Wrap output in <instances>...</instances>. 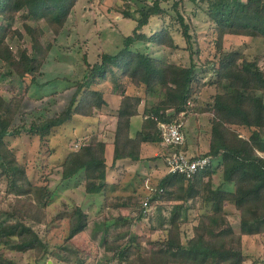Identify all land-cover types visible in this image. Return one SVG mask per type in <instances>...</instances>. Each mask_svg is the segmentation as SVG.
Masks as SVG:
<instances>
[{
  "label": "trees",
  "instance_id": "16d2710c",
  "mask_svg": "<svg viewBox=\"0 0 264 264\" xmlns=\"http://www.w3.org/2000/svg\"><path fill=\"white\" fill-rule=\"evenodd\" d=\"M167 1H172L171 8L188 42L186 47L191 49V54L199 53L198 38L181 11L185 0H146L138 9L132 33L124 37L123 46L116 53L103 52L94 63L84 55L87 72L83 77L74 80L63 77L75 87L63 110L15 128V118L23 111L30 87L50 84L40 82V76L53 42H45L42 27L29 20L50 19L57 38L77 0H0V177L7 184L0 202L8 199L7 206L0 203V264H21L7 256L2 247L33 249L34 264H39L38 260L49 252H61L64 245L56 244L52 248L46 234L41 235L36 226L48 225L51 219L64 213H69L66 242H74L73 237L87 228L89 213L80 203L71 201L62 202V207L52 206L60 194V185L71 181L83 185L85 195L97 203L99 210L111 211L115 207L129 211L114 216L106 214L102 219L101 240L110 264L114 259L120 264H245L249 254L245 251L244 238L264 235V155L260 154L264 152V54L250 56L239 49L224 48L227 34L264 37V0H190L205 11L217 35L219 58L200 66L193 58L190 64H184L133 48L137 41L180 47L170 26L148 33L144 30L153 16H165L168 9L163 3ZM123 12L132 15L130 10ZM18 15L31 36V49L25 44L16 50L11 46L9 39L24 37L23 30L12 24ZM105 79L109 81L102 84ZM22 83L26 90L19 94ZM208 84L215 85L217 90L212 101L199 104V93ZM131 86L138 91H130ZM142 88L143 95L139 92ZM156 93L158 98L150 101V95ZM113 94L119 96V103L114 112L111 166L122 159L134 162L165 158L168 147L163 146L158 154L149 156L146 146L162 145L159 121L174 120L181 111L189 113L188 101L196 113L211 114L209 149L197 155H210L212 162L190 177L167 171L144 197L111 195L109 189L115 184L108 180L107 174L109 142L97 133L88 132L77 148L64 155L56 187L47 182L35 183L26 165L8 145L9 132L13 129L14 134L26 132L44 138L69 120L94 115V105L110 107L109 95ZM138 114L142 123L132 132V118ZM183 149L186 150L185 145ZM219 169L223 181L215 185L213 176ZM227 183L232 187H227ZM228 204L238 213L237 226L229 217ZM135 207L139 211L133 216L130 213ZM55 208L58 212L53 214ZM193 208L197 222L192 226V234L184 240L182 224L189 221ZM145 217L150 228L162 230L164 236L154 239L132 230V222ZM113 224L130 226L117 230L116 236L110 238L108 229ZM97 230L94 229V234ZM144 240L152 246L143 244ZM78 250L83 251L81 247ZM109 252L111 256L107 255ZM80 257V264H86L91 254L82 252Z\"/></svg>",
  "mask_w": 264,
  "mask_h": 264
},
{
  "label": "rangeland",
  "instance_id": "374dc122",
  "mask_svg": "<svg viewBox=\"0 0 264 264\" xmlns=\"http://www.w3.org/2000/svg\"><path fill=\"white\" fill-rule=\"evenodd\" d=\"M146 0H77L75 7L62 32L56 38L52 29L50 19L29 20L35 26L40 25L44 31L43 40L52 41L48 60L43 66V75L40 76V82H50L46 85H32L28 90V95L24 101V107L21 114H18L14 121V127L19 128L22 124H29L35 118L53 116L63 110L70 102L75 87L72 82H66L64 76L74 79H80L87 72V65L84 61L86 55L90 63L100 59L103 52L116 53L122 46L124 37L132 33L136 25V17L139 16L138 9L145 4ZM168 12L165 16H153L144 27L148 33L151 30L159 29L164 25L170 26L173 35L180 45L179 48H172L159 45L150 41H137L133 48L140 49L150 54L179 62L190 64L193 58L200 64H206L208 60H217L219 50L216 46V32L213 23L200 7L190 0H185L181 11L186 20L191 24V32L198 38L200 52L191 54V49L186 47L188 42L184 39L181 31V25L177 20L176 12L171 8L172 1L163 3ZM130 10L132 15H125L123 10ZM14 27H18L24 32V37H14L10 40L11 46L16 50L21 44L27 45L31 49V36L25 31L23 19L20 15L12 20ZM196 43L193 42V49L196 50ZM224 48L226 50L239 49L250 56L264 54V37L260 36H241L227 34L225 36ZM193 55V56H191ZM260 62H263L262 60ZM0 61V66H1ZM208 78V75L207 77ZM28 79L30 76L28 75ZM108 79L102 81L106 84ZM26 90L25 84H20L18 93L23 94ZM217 88L213 84L204 86L199 93V104H205L212 101V94ZM130 91L136 92L133 86ZM144 94L143 88L139 91ZM158 93L151 94L150 101L158 98ZM111 102L110 107L100 108L94 105V115L86 118L77 117L57 126L48 136L41 138L39 135H30L26 132L14 134L12 129L6 136L8 145L13 148L20 162L24 163L28 172L35 183L43 184L45 182L53 188L60 181V167L64 155L71 149L77 148L76 143L80 144L81 138L89 133H97L100 138L109 142L107 145V158L109 163L108 178L114 188L109 189L111 195L115 194H141L143 197L151 192L149 186H155L160 177L168 170L164 158L148 159L144 163L130 162L132 166L127 168L128 161H122L118 166H111L113 154V138L116 117L114 112L119 103V96L109 95ZM144 103L141 104L143 108ZM189 113L184 114L186 141L188 140L191 150H194L197 143L209 149V140L211 134V114L196 113L195 107L189 105ZM113 112V113H112ZM139 116V115H138ZM139 117H134L131 131L133 132L139 123ZM246 131V130H245ZM152 150V149H150ZM149 151V150H148ZM206 152V151H205ZM188 153V152H187ZM152 154V151H149ZM147 154V155H149ZM190 154V153H188ZM156 155V154H155ZM194 155V154H190ZM197 155V154H196ZM150 156V155H149ZM130 164V165H131ZM223 181L222 170H217L213 176L215 185ZM232 187L231 183L226 184ZM7 184L6 180L0 177V194H4ZM60 194L52 206L62 207V202H78L89 213V223L87 228L73 237V241H65L69 233V213H64L62 217L53 218L48 225L39 224L37 229L41 235L46 237L54 248L56 244L62 247L61 252L55 254L49 252L42 259L38 260L39 264H80L81 253L88 252L91 257L86 264H110L106 259L105 246L102 244L103 226L101 225L104 215L114 216L119 213L127 214L128 209L113 208L111 211L98 209L95 201H92L84 193V187L81 183L71 181L69 184L63 182L60 187ZM12 195V194H10ZM1 205L7 206L8 199H3ZM229 217L236 226L239 224V216L236 209L228 204ZM139 207H135L130 214L136 216ZM58 211L52 210L53 214ZM166 212L168 210L166 209ZM63 214V213H62ZM197 222L196 209L190 210L189 221L182 224L183 239L186 240L192 234V226ZM132 230L139 234L150 236L154 239L164 236L162 230H152L150 228L148 217L132 222ZM100 225V226H99ZM130 225L113 224L108 229L110 238L115 237V232L119 229H128ZM48 227V230H47ZM98 228L94 234V229ZM146 246H152L143 241ZM82 248L83 251L78 250ZM245 251L249 254L245 264H264V235H253L244 238ZM2 251L12 259L21 264H34L36 253L33 249L19 251L10 247H2ZM108 256L112 252L107 253ZM107 256V257H108ZM64 258V260L62 259ZM258 258L259 261H255ZM70 259H72L70 261ZM77 259V260H76ZM113 264H120L114 259Z\"/></svg>",
  "mask_w": 264,
  "mask_h": 264
},
{
  "label": "built area",
  "instance_id": "2783aa9c",
  "mask_svg": "<svg viewBox=\"0 0 264 264\" xmlns=\"http://www.w3.org/2000/svg\"><path fill=\"white\" fill-rule=\"evenodd\" d=\"M192 104L191 101H188ZM185 111H181L178 118L174 120L159 121V127L162 135V143L169 148L165 155V163L169 172L184 173L188 177L192 176L198 170L203 169L210 162V155H190L183 149L186 144L185 134ZM78 146L79 143H76ZM151 190L153 186H149Z\"/></svg>",
  "mask_w": 264,
  "mask_h": 264
},
{
  "label": "crops",
  "instance_id": "0c3cea01",
  "mask_svg": "<svg viewBox=\"0 0 264 264\" xmlns=\"http://www.w3.org/2000/svg\"><path fill=\"white\" fill-rule=\"evenodd\" d=\"M139 116H141V114H138ZM138 115H135V116H133V118L134 117H139ZM133 118H132V121H133ZM139 123L136 125V128H135V130L136 129H138L140 126H141V123H142V116H141V118H139ZM134 130V131H135ZM133 131V132H134ZM109 144V143H108ZM197 146L196 147H194V150H191V147H190V144H189V142H188V140L186 141V144H185V148H186V150H187V152L188 153H190V154H194V155H196V154H200V153H203V152H205V151H207L208 150V148H205L204 146H201V144L199 143H197L196 144ZM164 146V148H166V146L162 143V145H151V146H146V148H147V153L146 154H149V151L151 152L152 151V154H158L159 152H160V150H161V147H163ZM150 149H152V150H150ZM149 150V151H148ZM260 154H262V155H264V152H260ZM162 159L164 158V157H161ZM164 160H165V158H164ZM122 161H128V165H127V168L128 169H130V166H132V164L130 163V162H132L133 164L135 163H137V162H145V161H130V160H127V159H122V160H120L115 166H118ZM112 164V163H111ZM131 164V165H130ZM108 180L111 182V180L108 178ZM112 183V182H111ZM114 188V186L112 187V189Z\"/></svg>",
  "mask_w": 264,
  "mask_h": 264
}]
</instances>
